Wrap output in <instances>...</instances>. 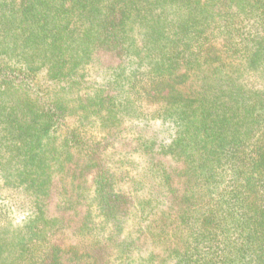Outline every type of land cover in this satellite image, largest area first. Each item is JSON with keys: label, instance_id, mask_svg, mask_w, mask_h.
Returning <instances> with one entry per match:
<instances>
[{"label": "trees", "instance_id": "obj_1", "mask_svg": "<svg viewBox=\"0 0 264 264\" xmlns=\"http://www.w3.org/2000/svg\"><path fill=\"white\" fill-rule=\"evenodd\" d=\"M4 188L0 264H264V0H0Z\"/></svg>", "mask_w": 264, "mask_h": 264}, {"label": "rangeland", "instance_id": "obj_2", "mask_svg": "<svg viewBox=\"0 0 264 264\" xmlns=\"http://www.w3.org/2000/svg\"><path fill=\"white\" fill-rule=\"evenodd\" d=\"M113 160L115 161V159ZM127 160H129V162ZM127 160L126 162L128 166L125 165L122 166L129 168L130 169L129 172L132 175H135V173L141 168L142 161L137 157L134 158V161L131 158ZM0 200L11 204L12 208L10 213L14 218H21V216L24 215L25 212L24 210L26 209L27 206L26 205L27 197L23 194V192L19 190H9L6 188L0 189ZM62 261L65 264H71V262L68 261L67 255L63 256Z\"/></svg>", "mask_w": 264, "mask_h": 264}]
</instances>
